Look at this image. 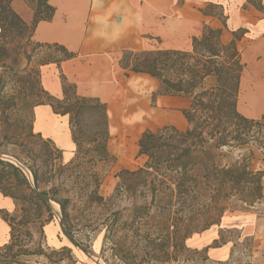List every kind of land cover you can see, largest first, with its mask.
<instances>
[{"label":"trees","instance_id":"1","mask_svg":"<svg viewBox=\"0 0 264 264\" xmlns=\"http://www.w3.org/2000/svg\"><path fill=\"white\" fill-rule=\"evenodd\" d=\"M24 1L34 2L29 24L13 11L11 0H0V64L11 52L9 45L16 31L29 30L33 38L37 24L50 21L54 15L49 0ZM249 3L264 13V7L257 1L250 0ZM214 9L213 5H208L201 12L206 16H217L225 28L226 17ZM245 33L243 29L233 31L231 40L224 43L221 28L204 25L200 35L192 38L190 50L121 52L118 66L125 76L130 73L146 75L158 83L152 100L166 96L186 99L188 104L180 110L187 125L184 130L168 125L155 131H144L137 142V157L145 158L143 166L116 174L119 181L108 203L124 197L131 206L124 210L127 221L120 222L123 215L120 210L111 215L107 240L114 251L134 249L142 252L143 258L158 264L177 262L182 244L187 248L186 241L193 235L219 226L229 203L236 201L253 207L262 202L264 172L252 168L253 152L247 148L256 144L264 155V114L247 118L237 110L245 66L237 43ZM32 42L34 49L52 51L53 55H46L39 65L55 66L61 85L59 98L42 91L43 95L33 109L48 106L54 115L66 117L74 146L71 160L66 165H57V170L70 176L73 172L84 173L87 185L93 187L89 200L102 204L103 198L97 193L103 179L101 172L114 162L107 150V104L98 98L78 95L76 86L62 74L61 64L76 58V53L60 44ZM31 73L37 82L38 72ZM2 78L3 74H0V81ZM208 81L212 84L206 87ZM6 109L8 106L0 95V114ZM34 134L41 137L39 133ZM51 143L55 146L57 160H62V151ZM244 149L246 155L223 162L235 151ZM27 170L31 182L23 169L0 158V194L18 206L14 215L0 210V218L9 228L8 242L0 246V264H20L21 258L32 255L49 260L51 255L58 254L46 255L41 248L32 250L31 228L38 222L44 225L50 222L52 204L58 207L65 223L69 199L59 198L57 187L41 190L37 171ZM44 214L47 218L42 221ZM187 216L198 217L200 223L184 225L183 219ZM223 231L200 251L206 255L208 249L225 245ZM134 237L139 238L136 243ZM60 250L72 260L70 249L62 247Z\"/></svg>","mask_w":264,"mask_h":264},{"label":"rangeland","instance_id":"2","mask_svg":"<svg viewBox=\"0 0 264 264\" xmlns=\"http://www.w3.org/2000/svg\"><path fill=\"white\" fill-rule=\"evenodd\" d=\"M26 3L33 10L34 2L29 1ZM12 37H14V40L9 45L11 52L8 53L7 59L0 64V74H3V78L0 81V95L3 96L5 106H8V109L3 114H0V158L13 162L16 166L23 169L29 182L32 181V178L27 169L31 168L37 171L39 178L38 187L41 190L57 187L60 189L58 197L69 199L67 207L68 219L65 223L61 220L58 207L52 204L50 222L45 225L42 222H38L31 228L30 248L32 250L41 248L46 255H50L52 252H57L58 254L51 255L49 260L36 255L23 257L19 261L20 264H158L148 258H143L142 252H136L134 249L121 252L113 250L112 244L107 240L111 215L114 211L120 210L123 212L120 222L127 221V214L124 210L130 208L131 202L124 197L112 203H108V199L113 194V190L119 181L116 177L118 172L121 170L133 171L143 166L145 158L137 157V142L144 131H155L168 125L175 126L179 130H184L187 127L186 122L185 126L180 124L181 118H183L180 110L182 109V103L186 104L185 107L187 106L188 100L184 99L182 101L180 98L166 96H157L152 100V96L158 87V83L154 79L146 75L131 73L125 76L123 71L118 70L121 82L138 77L147 83L145 90L138 88L139 90L135 91L145 95L148 105L144 108L148 109L143 110V118L139 117L138 119L143 120V127L133 130L129 126L128 117L124 113H129L130 107H132L131 100L134 98H131L132 94L135 96L137 93L134 90L131 93L128 92V100H120V103L114 100L115 106L113 104L111 110H113L115 123L112 127L108 125L109 140L107 143V150L114 158V162L101 172L103 179L97 193L103 198V203H92L88 195L93 191V187L87 185V177L84 173L73 172L74 174L70 176L71 174L69 173L57 170V165H66L71 160L74 148H71L67 141L59 143L51 134H44L43 130L38 128L36 124L38 109H33V105L39 102L43 95L42 91L46 90L45 87L52 91L49 84L45 82V87L42 84V68L45 66H40L39 63L46 59V55L52 54V51L34 49L35 44L32 42L33 39L29 30L16 31ZM156 42L159 43V41ZM248 43L249 41H243L237 44L239 51L242 52ZM120 56L121 54L117 55L115 59L117 69H120L118 66ZM241 60L245 65L251 61L250 58ZM34 70L39 74L37 82H35L36 78L31 73ZM246 70L248 71V69ZM251 75L253 74L250 72L242 74L253 89L256 85ZM211 84L208 81L205 86L208 87ZM98 94L101 96L100 101L107 104L108 110L110 102H107L108 99H102L101 93ZM240 96L242 97L243 95L240 94ZM160 98H166L169 103L166 106L159 107L158 100ZM262 98V107H260V112L256 114L259 116L264 114L263 92ZM151 110H159L166 118L147 124L149 117L156 118L151 113ZM51 118L59 127L60 136L65 140V136L69 135L66 120L52 115ZM34 133H39L41 137L36 136ZM51 142L62 151V160H57L55 146ZM43 143L48 145L46 146ZM247 149L253 152L252 168L255 171L264 172V155L262 151L258 149L256 144H252ZM223 153H226L225 150ZM246 154V149L235 151L223 162H230L238 159V156ZM3 204V202H0V205ZM14 205L15 208L13 210L6 212L11 215L16 214L18 206L15 202ZM223 217V224L227 225L231 223L234 217L237 220L245 217L244 220L240 219L235 222L238 225L237 227L228 228L222 233L223 239L226 242H230V261L228 259L223 262L209 260L200 251V246L203 243V233H200L193 235L186 241L188 249L183 244L182 246L180 245L182 249L180 250L178 261L168 264H264V188L263 201L261 203L255 204L253 207H246L236 201H232L224 210ZM46 218L47 215L44 214L42 221ZM197 219L198 217L187 216L183 219V224L196 226L197 223H200ZM240 226L244 227L243 231L238 228ZM246 228L250 229V231H255V233L247 237ZM2 238L3 235L0 232V240ZM138 239L134 237V243ZM253 245L256 247H253ZM62 247L70 249L72 260H69L61 252L60 249ZM59 259L60 261L57 262Z\"/></svg>","mask_w":264,"mask_h":264},{"label":"crops","instance_id":"3","mask_svg":"<svg viewBox=\"0 0 264 264\" xmlns=\"http://www.w3.org/2000/svg\"><path fill=\"white\" fill-rule=\"evenodd\" d=\"M249 1L49 0V5L54 8V15L50 21L37 24L32 39L41 44H60L70 52L76 53V58L61 64V72L68 82L76 86L78 95L100 100L101 96L98 93H101L102 99H108L107 102H110V108L107 110L108 125L112 127L115 123L112 106L113 104L115 106V101L120 103V100H128V92L131 93L134 90L137 93L135 96L132 94L131 97H134L131 104H137V108L139 107L137 114H140V110L143 112L148 109L144 108L148 105L145 95L135 91L139 90L138 88L145 90L147 83L138 77L121 82L118 71L120 69H117L115 64L116 56L124 50H190L192 38L200 35L204 25L221 28V39L224 43L231 40L233 31L239 29L246 31L237 43L249 41L247 47L242 52L239 51L241 59L250 58L251 60L246 65L244 63L243 73L253 74L252 79L256 88L261 90L260 97H262V92L264 93V13L256 9ZM255 1L264 7V0ZM208 5H213L214 12L226 17L225 28L217 16H206L201 12ZM11 8L26 24L31 22L33 10L26 1L11 0ZM57 73L53 65L42 68V84L44 87L45 82L49 84L52 91L47 87L45 89L55 97L61 96V85ZM180 100L184 99L180 98ZM168 103L166 98L158 100L159 107L166 106ZM185 105L182 103V109ZM36 109L38 114L41 113L50 120H52L51 115L56 116L48 106H39ZM151 113L156 118L149 117L147 124L166 118L159 110H151ZM258 117L259 115H256L252 118ZM61 118L67 123L66 117ZM138 121L140 127H143L144 123ZM180 124L185 126L183 118ZM65 141L74 148L70 133L65 136ZM60 147L63 149L62 146ZM0 202L4 203L0 205V210L11 211L15 208L14 201L1 194ZM223 218L222 216L219 226H212L203 232V243L200 249L216 240L219 231L237 227L235 222L245 219L241 217L237 220L234 217L227 225L223 224ZM238 228L243 231L244 227ZM0 232L3 235L0 240L1 246L9 239V228L1 218ZM254 233L255 231L246 228L247 237ZM230 253V242H227L219 248L208 249L206 256L209 260L223 262L229 260Z\"/></svg>","mask_w":264,"mask_h":264},{"label":"bare ground","instance_id":"4","mask_svg":"<svg viewBox=\"0 0 264 264\" xmlns=\"http://www.w3.org/2000/svg\"><path fill=\"white\" fill-rule=\"evenodd\" d=\"M260 91L256 88V86L252 89L249 85L248 81L242 76L241 82H240V91H239V97L237 102V110L238 112L245 117H253L256 116L260 112V107H262V101L260 97ZM241 92V93H240ZM243 95L242 97L240 96ZM136 103V102H134ZM132 107H130V111L128 114L124 113L128 117L129 126L133 130H137V128H140V125L138 124L139 117L142 119L143 116L141 112V115L137 114V104H131ZM118 107V106H117ZM120 111V109H118ZM121 112V111H120ZM148 118V117H147ZM146 118V119H147ZM145 119V115H144ZM143 122V120H140ZM37 127L43 130L44 134H51L54 139L59 142H65L64 138L60 136L59 134V127L54 123L52 120H50L48 117H44L41 113L37 114Z\"/></svg>","mask_w":264,"mask_h":264}]
</instances>
